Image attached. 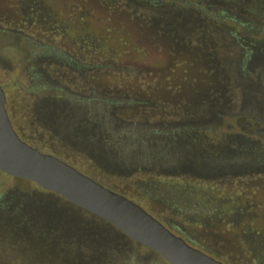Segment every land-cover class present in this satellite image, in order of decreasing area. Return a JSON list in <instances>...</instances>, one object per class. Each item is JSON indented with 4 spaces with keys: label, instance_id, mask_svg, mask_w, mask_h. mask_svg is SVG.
<instances>
[{
    "label": "trees",
    "instance_id": "trees-1",
    "mask_svg": "<svg viewBox=\"0 0 264 264\" xmlns=\"http://www.w3.org/2000/svg\"><path fill=\"white\" fill-rule=\"evenodd\" d=\"M42 1L45 9L52 3ZM57 1L61 8L53 12L58 16L52 19L43 11L37 28L48 39L42 43L38 37L39 59L44 69L46 64L57 68L54 73L61 83L57 87L44 83L43 93L32 95L25 107L31 136L26 140L40 142L36 137L43 132L49 153L59 147L73 154L83 151L82 164L87 158L119 177L148 175L149 167L163 177L176 164L211 175L212 167L240 161L199 140L196 131L202 129L193 124L239 110L244 102L264 108V56L258 45H246L236 29L237 25L252 35L264 28V0H180L183 6L157 0ZM35 65L29 70L34 80L43 75H32ZM63 74L67 76L62 78ZM237 147L242 150L240 144ZM216 175L211 181H225ZM6 193L0 196V221L8 215L13 228L24 235L66 247L70 235L98 251L104 249V255L121 252L119 264H167L57 195L40 189L14 191L11 198ZM142 204L150 208L147 202ZM55 211L66 221L55 223V217L51 223L45 221L41 234L40 216L49 220ZM53 224H58L57 230ZM174 230L196 246L181 227Z\"/></svg>",
    "mask_w": 264,
    "mask_h": 264
},
{
    "label": "rangeland",
    "instance_id": "rangeland-1",
    "mask_svg": "<svg viewBox=\"0 0 264 264\" xmlns=\"http://www.w3.org/2000/svg\"><path fill=\"white\" fill-rule=\"evenodd\" d=\"M51 1V5H47L48 9L46 7L47 10H45L48 12L49 17L53 19L55 15L58 16L57 11H55V15L53 11L60 9L61 5L57 4V0ZM157 1L163 5H175L176 3L183 6L180 0ZM10 5L11 0H0V10H5ZM72 7H75L74 4ZM2 13L0 11V14ZM55 21L57 22V20ZM0 27L2 29L6 28L5 24H0ZM25 27H23L25 35L34 37L37 40L39 37L42 39V43L48 41L43 35L40 36V29L37 28V25L31 28ZM236 29L244 37L246 45H258L256 49L264 56V45L259 44V42L264 44V28L261 31L257 29L252 35H245V32L240 30L237 25ZM3 31L0 30V85L5 92V108L9 120L21 140L41 153L57 156V158L72 165L77 171L101 186L132 200L173 234L183 237L177 231L172 230L166 222L172 225L177 224L182 229L181 233L195 241L196 246L192 241L183 237L182 239L190 246L197 247L196 249L200 248L210 254L215 253L211 255L213 258L224 259L227 263H234L237 258V261L241 258L245 260L241 254L239 255L236 242H233L232 239V234L237 233L228 224L232 220L226 218L222 225L219 224L215 230L217 233L215 234V242L212 238L211 241L207 239L204 230L206 229L205 224L208 223L206 219L212 216L207 215V213L213 210H221L224 201L220 199L232 197L234 200H239L240 198L249 197L248 202H252L254 208L258 206V209L255 210V220L251 223L252 227H261L264 235V138L254 133L253 130H249L245 125V122L250 120L264 126V108L261 107L262 105H258L256 102H244L239 110L214 117L213 120L207 123L193 124L195 125L193 128L202 129L196 131V134L200 135L199 140L210 145L215 152L220 151V149L222 151L226 150L227 155L240 160L222 167H212V171H214L211 174L212 176L208 175L209 172L208 174H202L204 171L191 166L181 168L176 164V169H172L170 172L166 171L163 177L152 174V171L156 169L154 167L148 168L150 170L148 175L137 173L129 175V177H119L111 173L113 171L109 168L98 169L87 158H84L87 165L86 163H83V165V160L80 157L85 155L83 151L73 154L66 152V148L59 147V149L56 148L55 152L52 151L53 154L52 152L49 153L48 143H46L48 139L44 138L46 134H43V132L37 134L36 137L40 142L33 143L26 140V136L27 138L31 136L28 132L29 125L26 121L28 114L25 107L31 102L32 95L37 97L43 93L41 89L44 83L48 87H57L58 84L56 83L58 81L61 83V80H58L59 77H57L56 72L54 73L57 68L55 69L51 64H46L45 69L43 68L45 65L39 59L42 53L40 48L34 44H29L27 41H16L14 37L1 33ZM38 43H41V40H38ZM48 45L56 47L52 43ZM34 65L37 69L32 68V75L36 74L37 70L43 73L40 78L35 80L29 74V70ZM47 69L53 76L46 73ZM66 76V74H63L62 78ZM65 89L70 91V87L65 86ZM52 93L56 94L55 91ZM238 117L242 119L237 121L236 118ZM238 144L242 147L241 151L236 150ZM108 155L114 162H120L119 157L115 158L111 153H108ZM213 174H217L216 176L223 175L225 181H211V178H214ZM205 176H210V179ZM239 178L243 180V187H240L242 183L238 180ZM37 189L39 188L34 183L0 173V196L7 192V197L11 198L13 197L11 192L31 193ZM140 201L141 203H139ZM142 202L150 204V208L147 209ZM174 210H179L182 215H175ZM54 217L55 223L66 221L57 214V211L52 213L49 220L45 216H40L37 229L40 230L41 234L44 231L41 229L46 224L45 221L51 223ZM8 218L7 215L0 221V264H119L121 252L118 254L111 251L109 255H104L105 253L101 252L104 249L98 251V248L91 247L88 242L77 241L75 237H70V235L67 236V239L71 243L67 247L58 245L56 242L50 244L43 238H33V235L27 233L24 235L22 230L14 229ZM53 226L55 230L58 229V224H53ZM56 236H59L57 231ZM228 243L230 245L224 247L223 244L227 245ZM235 250L238 254L237 252L234 253ZM243 264L245 263L243 262Z\"/></svg>",
    "mask_w": 264,
    "mask_h": 264
},
{
    "label": "water",
    "instance_id": "water-1",
    "mask_svg": "<svg viewBox=\"0 0 264 264\" xmlns=\"http://www.w3.org/2000/svg\"><path fill=\"white\" fill-rule=\"evenodd\" d=\"M0 85V173L39 189L112 225L131 242L150 249L167 264H223L173 234L138 204L109 190L59 158L39 152L14 130Z\"/></svg>",
    "mask_w": 264,
    "mask_h": 264
},
{
    "label": "flooded vegetation",
    "instance_id": "flooded-vegetation-1",
    "mask_svg": "<svg viewBox=\"0 0 264 264\" xmlns=\"http://www.w3.org/2000/svg\"><path fill=\"white\" fill-rule=\"evenodd\" d=\"M0 11L3 12L2 14H0V24H5L6 28H14L8 30L5 28V32L3 33L4 35H10L11 37H14L16 41H30L38 48L42 47V45L38 43V41L34 37L25 35L23 27L27 26L31 28L32 26H36L37 24L42 23L44 18L42 12H46L45 8L43 7V1L11 0V5L8 6L7 9H1ZM19 11H22L23 14L20 15ZM0 30H2L1 27ZM37 73L40 75L43 74L38 70ZM240 119L242 118H236L237 121H239ZM245 125L249 130H253L254 133L259 134L264 138V126H260L258 122H252L250 120L245 122ZM220 200L224 201L223 205L221 206V210H213L210 211V213H207V215L210 214L212 216H210L209 219H206L208 220V223L205 224L206 229L204 230V235L209 241H211L212 238L215 242V234H217L215 230L217 229L219 224L222 225L226 221V218H229L227 220L232 221L228 224L232 227V230H235L237 232L235 234H232L233 242H236V248L239 252V255L241 254L242 257L245 258V260H242L241 258L239 259V261H237V258L234 263H229L237 264V262H239V264H243L244 262L245 264H264L263 230L261 229V227L254 228L251 224L255 220V210L256 208L258 209V206L254 208L252 202H248L249 197H244L243 199L240 198L239 200H234L232 197H228ZM173 213L175 215H182L179 210H174ZM167 224L172 228V230H174L176 227H179L177 226V224L172 225L169 224V222ZM223 245L224 247H226L230 244L228 243L227 245ZM200 251L208 254L209 256L213 255L202 249H200ZM236 252L237 251L235 250L234 253ZM214 259L222 262L223 264H229L224 259Z\"/></svg>",
    "mask_w": 264,
    "mask_h": 264
}]
</instances>
